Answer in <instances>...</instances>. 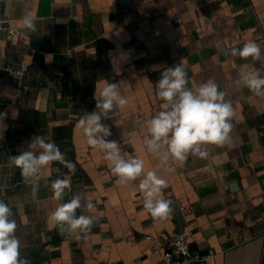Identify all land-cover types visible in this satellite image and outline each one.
Segmentation results:
<instances>
[{
  "label": "crops",
  "instance_id": "1",
  "mask_svg": "<svg viewBox=\"0 0 264 264\" xmlns=\"http://www.w3.org/2000/svg\"><path fill=\"white\" fill-rule=\"evenodd\" d=\"M0 20L32 36L27 48L0 32V200L12 209L22 257L30 264H161L173 234L183 230L191 251L214 252L201 264H264V95L240 78L248 71L264 76V0H0ZM248 41L261 44L259 60L227 54ZM179 63L187 87L212 80L226 93L233 127L226 144L206 146V158L163 165L146 150L145 122L162 108L161 73ZM22 64L28 71L19 85L6 68ZM107 83H118L129 100L102 120L111 129L107 139L126 159H142L145 174L166 180L162 198L172 211L165 219L144 208L142 177L117 183L104 152L89 146L78 126ZM36 135L55 142L76 171L54 162L37 177L33 196L10 158ZM57 179L71 181L64 202L80 193L94 205L77 210L94 218L79 239L50 226L60 203L51 189Z\"/></svg>",
  "mask_w": 264,
  "mask_h": 264
},
{
  "label": "clouds",
  "instance_id": "2",
  "mask_svg": "<svg viewBox=\"0 0 264 264\" xmlns=\"http://www.w3.org/2000/svg\"><path fill=\"white\" fill-rule=\"evenodd\" d=\"M23 24L30 31L36 30L35 21L25 16ZM241 59L259 60L262 46L256 41H248L243 47H233L227 53ZM47 62V57H46ZM240 78L245 87L257 96L264 95V76L258 72H241ZM187 72L181 64L167 67L156 83V95L163 101L161 110L145 122L148 135L144 138L146 150L159 158L161 164H183L189 155L206 158L207 145L223 146L230 139L234 109L226 101V93L212 80L197 87L189 88ZM118 83H107L96 100V110L85 112L78 121V126L86 137V143L94 149L104 152V159L110 162L111 171L117 177V183L127 185L139 180V189L144 197V208L154 219H165L172 211V201L163 199V190L168 186L165 179L155 171L144 173V161L138 157L125 158L121 155L119 144L107 137L112 135L108 125L102 120L111 119L116 108H123L129 100L118 91ZM12 165L20 169L22 177L32 184L33 196L37 195L39 183L37 177L42 169L54 162L64 165L73 175L76 171L74 162L67 160L53 141L43 135L34 136L27 150L10 158ZM54 198L60 201L49 216L50 226L61 234L77 232L87 233L94 224V218L80 214L94 207L89 200L77 193L64 202L66 190L71 189L70 179H57L51 183ZM12 209L0 200V264H30L21 255V243L16 236L17 223L11 218Z\"/></svg>",
  "mask_w": 264,
  "mask_h": 264
},
{
  "label": "built area",
  "instance_id": "3",
  "mask_svg": "<svg viewBox=\"0 0 264 264\" xmlns=\"http://www.w3.org/2000/svg\"><path fill=\"white\" fill-rule=\"evenodd\" d=\"M0 32L19 38L27 48H31L32 36L29 32L12 24L8 20H0ZM28 66L22 64L17 67L8 66L6 74L17 84H21ZM261 145L264 148V129L260 132ZM147 238H150L147 236ZM214 255L212 250L200 253L190 250L189 235L181 230L173 234L171 247L163 254L161 264H201L210 259Z\"/></svg>",
  "mask_w": 264,
  "mask_h": 264
}]
</instances>
